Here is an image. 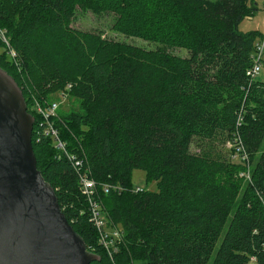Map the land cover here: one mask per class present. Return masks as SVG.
<instances>
[{
	"label": "trees",
	"instance_id": "1",
	"mask_svg": "<svg viewBox=\"0 0 264 264\" xmlns=\"http://www.w3.org/2000/svg\"><path fill=\"white\" fill-rule=\"evenodd\" d=\"M78 9L111 13L116 31L157 47L77 29ZM258 9L255 0H0L8 42L0 40L25 78L0 67L35 117L38 168L86 247L101 257L90 264H264V82L247 75L263 35L239 31ZM69 85L76 105L59 108L52 120L123 230L114 259L98 243L80 171L44 135L34 108ZM196 137L238 142L241 162L214 149L193 152ZM242 163L252 165L245 182ZM135 169L158 190L134 191ZM103 183L124 189L106 193Z\"/></svg>",
	"mask_w": 264,
	"mask_h": 264
},
{
	"label": "water",
	"instance_id": "2",
	"mask_svg": "<svg viewBox=\"0 0 264 264\" xmlns=\"http://www.w3.org/2000/svg\"><path fill=\"white\" fill-rule=\"evenodd\" d=\"M35 117L22 88L0 67V264H90L33 148Z\"/></svg>",
	"mask_w": 264,
	"mask_h": 264
},
{
	"label": "rangeland",
	"instance_id": "3",
	"mask_svg": "<svg viewBox=\"0 0 264 264\" xmlns=\"http://www.w3.org/2000/svg\"><path fill=\"white\" fill-rule=\"evenodd\" d=\"M255 3L258 5L259 9L256 11L252 16L246 17L239 25V31L243 33L247 32H259L263 36H259L258 40L264 39V0H255ZM115 16L111 13H105V14H95L91 11H82L81 9H78L76 18L73 21V27L81 30H87V31H103L104 36L110 39L130 43L145 49H155L157 47V43L150 42L147 40H144L142 38L129 36L126 34H123L119 31H116L113 28ZM1 30V28H0ZM4 35L6 39L8 38V32L5 30ZM1 40H4L0 38ZM0 40V63L3 64V66L6 67L7 70L11 72V74L15 76H19L20 78L24 79L25 77L23 74L20 75L19 69L21 67L18 65L16 58H14V52H10V44L6 43L4 41ZM8 42V41H7ZM175 54L181 55V56H187L188 53L186 50L183 49H175L173 50ZM256 80L264 82V64L262 67L261 72L256 76ZM68 89H61L56 90L52 89L49 94L52 95V100L43 101L47 103L45 106L43 103L41 104L40 100H35V109H39V111L44 114L41 110H47L50 105L55 101L60 102L59 108L60 110H68L72 105H76V101L70 99L68 96L64 98L62 92H66ZM34 95V94H33ZM51 103V104H50ZM42 108V109H41ZM58 108V109H59ZM37 109V111H38ZM38 111V112H39ZM39 112V113H40ZM46 112V111H45ZM40 113V114H41ZM41 114V115H42ZM55 117V115H51V118ZM53 121V120H52ZM238 146V142L233 143L232 141L224 142L223 140L219 141H209L206 139H201L199 137L194 138V141L191 146V150L196 153H201L203 151L212 150L214 149L216 153L221 154L222 156H233L231 157L232 160H236L237 162H241L239 160V154H234V148ZM244 166V169L240 171L239 176L242 179V181H248L251 177V163L245 164L242 163ZM132 183L133 186L137 187L140 186L142 188L148 189L149 191H157L158 190V183L156 181H147L146 172L143 169H135L132 173ZM88 250V249H87ZM89 251V250H88Z\"/></svg>",
	"mask_w": 264,
	"mask_h": 264
},
{
	"label": "built area",
	"instance_id": "4",
	"mask_svg": "<svg viewBox=\"0 0 264 264\" xmlns=\"http://www.w3.org/2000/svg\"><path fill=\"white\" fill-rule=\"evenodd\" d=\"M0 38L4 39V41H8L4 35V31L0 30ZM253 65L247 70V75L252 79L256 78V76L261 72L263 64H264V39L258 40L256 43V49L253 54ZM71 85L67 87L69 89ZM64 98L68 96V93L62 92ZM51 104V103H50ZM60 106V102H53L47 110H43L44 114H42L39 109L38 111L42 114V121L44 122L43 133L45 136H51L54 141L56 147L62 149L69 159L73 162L74 166L80 171V184L82 186L83 193L87 197V205L88 211L90 214V220L96 227L98 231V243L103 247V249L107 252L108 256L111 259H114L116 253H118L120 245L124 241V233L121 228L112 223L107 213L104 211L102 204L98 200V184L91 177L88 170H83V159L77 158L75 155L68 153L65 147V143L60 139L58 130L54 126V122L52 121L51 115L57 116L58 108ZM46 111V112H45ZM101 186L104 188L106 193H109L112 190L121 191L124 189L120 185H114L109 183H103ZM144 188L137 186L134 187V191H142ZM89 251L94 253V250L91 248H87ZM254 259V258H253Z\"/></svg>",
	"mask_w": 264,
	"mask_h": 264
}]
</instances>
